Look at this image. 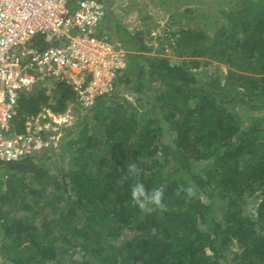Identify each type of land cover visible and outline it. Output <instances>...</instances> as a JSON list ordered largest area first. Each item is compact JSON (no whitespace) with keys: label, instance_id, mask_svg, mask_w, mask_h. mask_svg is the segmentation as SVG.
Listing matches in <instances>:
<instances>
[{"label":"trees","instance_id":"16d2710c","mask_svg":"<svg viewBox=\"0 0 264 264\" xmlns=\"http://www.w3.org/2000/svg\"><path fill=\"white\" fill-rule=\"evenodd\" d=\"M235 1L215 34L179 31L175 58L128 34L112 94L78 108L56 149L0 161V264H264V116L252 115L264 113V1ZM200 58L228 66L223 82L195 72ZM53 84V94L21 96L17 131L43 109L75 103ZM168 142L178 174L166 168ZM137 182L162 190L160 206L133 201Z\"/></svg>","mask_w":264,"mask_h":264},{"label":"built area","instance_id":"2783aa9c","mask_svg":"<svg viewBox=\"0 0 264 264\" xmlns=\"http://www.w3.org/2000/svg\"><path fill=\"white\" fill-rule=\"evenodd\" d=\"M108 16L106 0H0L1 162L56 149L64 129L73 124L71 105L91 109L98 98L114 92L129 51L102 32ZM147 35L145 44L155 49L153 42L164 39L155 30ZM40 39L47 45L44 50L37 47ZM41 81L65 84L75 103L62 114L43 109L17 131L19 100Z\"/></svg>","mask_w":264,"mask_h":264},{"label":"rangeland","instance_id":"374dc122","mask_svg":"<svg viewBox=\"0 0 264 264\" xmlns=\"http://www.w3.org/2000/svg\"><path fill=\"white\" fill-rule=\"evenodd\" d=\"M257 1L263 2L264 0ZM108 5L110 13L108 22L102 24L101 26L102 32L106 35V37L111 39L113 36L111 33L113 27L119 26L131 35L136 36L137 34H142L141 38L144 39L145 42L148 37V35H145L148 34L149 31L155 30L158 34L164 37V39L157 40L156 43L153 42L154 45H159L156 46V49L154 47V49L161 55L170 58H175L173 54L175 44L173 43H176V34L179 31L196 29L199 31H207L209 34H215L218 30H220L222 25L225 26L228 23V19L224 17L222 12L225 10L232 12L237 9L238 6L235 0H112L108 2ZM171 30L175 33V35L171 32ZM166 34L169 35L166 37ZM172 39L173 41H171ZM156 51L146 52V55L156 56ZM184 59L186 58H182V60ZM193 60L200 65L195 72L200 74L202 79L205 81H211L214 78L219 77L223 82V79L228 72V66L217 61H211L209 58L192 59V61ZM187 61H189V58ZM38 84L40 85L36 84L29 92L38 87L47 90L49 94H53V83L49 81H41ZM120 94L122 98L128 99L126 97L127 93L123 88H121ZM128 97L131 98L130 96ZM132 100L133 99H128V101L134 102ZM69 111H71V114L74 117V124L79 109L78 107H73L71 105L69 107ZM157 111L158 117L162 118V114L159 112L160 110L158 109ZM234 113L239 118H243L246 115L239 107L234 110ZM252 115L253 117H262L264 116V113L254 112ZM64 134L65 133H63V135ZM168 144L169 152L166 156V168L171 170L174 174H178L180 166L172 161V157H170V155H174L175 152L172 151L173 148L171 143L168 142ZM43 154L45 153H40L39 156ZM53 159V161H59L61 157L59 158L58 155ZM202 168L203 166L198 167V169ZM183 176L185 178H189L187 173L182 174V177ZM38 188L39 191L45 195L53 192L51 183L43 185V187L41 186L42 189L40 187ZM248 209L251 210L250 207ZM52 211L57 210L54 209ZM49 216L56 217V220L58 219V216L55 215V213H49ZM233 249L237 250L236 247H232L231 251L227 252L228 259L231 258Z\"/></svg>","mask_w":264,"mask_h":264},{"label":"clouds","instance_id":"9594fccd","mask_svg":"<svg viewBox=\"0 0 264 264\" xmlns=\"http://www.w3.org/2000/svg\"><path fill=\"white\" fill-rule=\"evenodd\" d=\"M128 171L131 174H135L137 172L136 165H129ZM189 194H191V190H189ZM130 195L133 201L138 203L141 207H144L147 204L160 206L163 192L160 189H154L151 191L147 190L143 183L137 182L131 186Z\"/></svg>","mask_w":264,"mask_h":264},{"label":"crops","instance_id":"0c3cea01","mask_svg":"<svg viewBox=\"0 0 264 264\" xmlns=\"http://www.w3.org/2000/svg\"><path fill=\"white\" fill-rule=\"evenodd\" d=\"M110 1H112V0H110ZM109 15H110V13H109ZM108 19L109 18H107L104 21L103 24H105L106 22H108ZM110 29H111V27H110ZM111 33L113 34V36L111 37V39L108 38V40H110V41H121L123 44L127 40V35L129 34L126 31H124L123 29H121V27L119 28L118 26L113 27ZM129 35H131V34H129Z\"/></svg>","mask_w":264,"mask_h":264}]
</instances>
